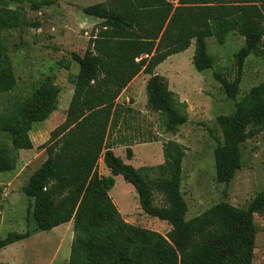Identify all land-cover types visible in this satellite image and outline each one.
<instances>
[{"label":"trees","instance_id":"1","mask_svg":"<svg viewBox=\"0 0 264 264\" xmlns=\"http://www.w3.org/2000/svg\"><path fill=\"white\" fill-rule=\"evenodd\" d=\"M104 1L106 14L89 13L101 21L83 56L70 54L78 72L68 75L73 91L62 133L47 146L46 160L23 187L28 201L26 218L28 221L31 217L35 225L31 231L7 233L0 239V249L37 231H50L71 221L76 239L67 264H228L236 252L250 258L255 236L253 217L264 215L263 191L246 209L220 202L185 220L187 207L180 193L179 161L166 157L155 168L160 176L147 180V175L114 154L108 137L118 116L116 99L140 73L149 76L145 84L147 105L168 116L169 125L185 123V118L171 108L172 92L167 79L154 70L170 56L188 49L192 41V64L201 72L213 65L206 39L214 37L222 43L230 32L243 37L245 43L235 54L237 72L233 82L213 72L226 96L235 101L246 57L264 59V0H178L176 5L169 0ZM84 12L88 13L86 9ZM14 86L11 79L0 87V92ZM263 93L264 79L235 102L233 114L217 118L222 131V140L215 138L213 151L217 182L228 183L233 178L241 166V144L264 128ZM22 118L6 110L0 114V131L12 132L13 125L26 122L25 116ZM28 128L18 133L16 150L32 148ZM132 156L127 147L126 159ZM15 160L0 147V173L13 170ZM100 160L110 176L99 174ZM117 175L134 187L145 214L171 226L166 235L144 234L147 245L134 259L110 242L99 245L79 239L90 236L100 220L117 216L109 196ZM153 189L160 194L162 206L153 205ZM83 248L88 249V263L80 257Z\"/></svg>","mask_w":264,"mask_h":264},{"label":"rangeland","instance_id":"2","mask_svg":"<svg viewBox=\"0 0 264 264\" xmlns=\"http://www.w3.org/2000/svg\"><path fill=\"white\" fill-rule=\"evenodd\" d=\"M169 1L174 5L178 2ZM37 3L47 4L35 8L33 4ZM89 13L106 14L105 1L0 0V87L11 79L15 83L12 90L0 92V114L11 109L19 119L22 116L27 119L13 125L12 132L0 131V147L10 157H16L14 169L0 173V239L9 232L31 231L35 225L31 217L28 221L26 218L28 201L23 187L46 160L47 146L62 133L73 91L68 75L78 72L70 54L83 56L101 21ZM206 43L213 62L211 69L195 70L194 41L188 49L157 66V73L167 79L172 92L171 108L185 118V123L169 125L168 116L147 105L148 75L140 73L116 99L118 116L115 115V125L108 137L114 154L139 169L143 176L147 175V180L160 176L155 168L166 157L179 161L180 193L187 207L185 220L220 202L246 209L257 193L264 192V128L241 144V166L228 183L217 182L213 158L215 138L222 140L217 118L233 114L235 102L263 81L264 59L255 55L246 57L233 101L226 96L213 72L233 82L237 72L235 54L244 45V39L230 32L222 43L214 37L206 39ZM261 97L264 98V93ZM27 127L32 148L16 150L18 133ZM127 147L133 152L130 160L126 159ZM98 172L102 177L110 176L101 160ZM113 179L109 196L117 216L100 220L90 236L78 238L99 245L110 242L134 259L147 245L143 242L144 234L166 235L171 226L142 211L134 187L121 175ZM153 205H163L155 189ZM253 223L251 257L246 259L236 252L228 264H264V215L255 214ZM75 239L71 221L50 231H37L0 249V264H67ZM80 257L88 263L87 248L81 250Z\"/></svg>","mask_w":264,"mask_h":264},{"label":"crops","instance_id":"3","mask_svg":"<svg viewBox=\"0 0 264 264\" xmlns=\"http://www.w3.org/2000/svg\"><path fill=\"white\" fill-rule=\"evenodd\" d=\"M157 68H158V67H156L155 70H154V72H155L156 74H158V73H157ZM148 77H149V76H148ZM63 114H64V113H63ZM11 245H12V244H11Z\"/></svg>","mask_w":264,"mask_h":264}]
</instances>
